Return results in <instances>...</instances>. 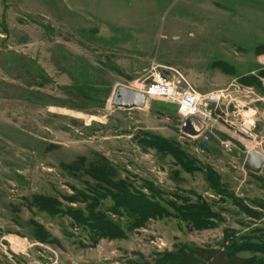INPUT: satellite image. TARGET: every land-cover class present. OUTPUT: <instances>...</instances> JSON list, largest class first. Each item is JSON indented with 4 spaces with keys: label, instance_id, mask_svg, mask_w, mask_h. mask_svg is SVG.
I'll return each instance as SVG.
<instances>
[{
    "label": "rangeland",
    "instance_id": "374dc122",
    "mask_svg": "<svg viewBox=\"0 0 264 264\" xmlns=\"http://www.w3.org/2000/svg\"><path fill=\"white\" fill-rule=\"evenodd\" d=\"M262 44L264 0H0V264H158L184 247H264V167H243L249 152L264 156V69L251 74ZM153 66L179 70L205 98L208 132L184 134L163 98L112 106L118 87L143 93ZM247 88L244 114L235 99ZM244 123L253 139L236 133ZM107 182L153 199L159 216L128 209Z\"/></svg>",
    "mask_w": 264,
    "mask_h": 264
},
{
    "label": "built area",
    "instance_id": "2783aa9c",
    "mask_svg": "<svg viewBox=\"0 0 264 264\" xmlns=\"http://www.w3.org/2000/svg\"><path fill=\"white\" fill-rule=\"evenodd\" d=\"M159 66H153L149 70V77L153 78L146 86L143 93L149 98H163L176 106L178 116L182 122L192 120L193 127L199 133V137L208 132L213 126L214 116L212 111L208 110V103H205V98L197 91V89L188 81V79L179 70L174 68H163L168 74L163 76ZM245 100L235 99L236 108L239 112L249 114L250 109L247 107V102H250L253 90L247 88L245 90ZM227 96L220 95L217 101L227 99ZM237 134H243L248 138L253 139L254 133L245 127V123L236 128ZM231 146L226 144L227 149Z\"/></svg>",
    "mask_w": 264,
    "mask_h": 264
},
{
    "label": "trees",
    "instance_id": "16d2710c",
    "mask_svg": "<svg viewBox=\"0 0 264 264\" xmlns=\"http://www.w3.org/2000/svg\"><path fill=\"white\" fill-rule=\"evenodd\" d=\"M109 186H113L116 189H119L120 191H124L123 193L126 194V198L124 201L127 204L128 209H132L135 212H142V215L145 216V218H153L155 216H159L158 208L159 206L156 204V202L153 199L147 198V197H133L129 195L128 191L125 190V186L123 182H120L118 184H112V182H107ZM190 207L186 209V213L192 215L194 218H196L198 221H206L209 220V217H211L209 209L206 207L205 204H202L199 206L198 204H189ZM160 211V210H159ZM163 212V211H161ZM195 221V220H194ZM108 237L113 236L111 234L107 235ZM116 237V236H114ZM228 238V237H227ZM243 247V246H242ZM232 249H234L232 251ZM240 251H248L250 253H253L255 256L260 254L264 255V247H256V246H246L243 247V249L240 247L233 246H225L223 245L221 249L215 250L213 248H204V249H190L187 247L181 248L177 252L168 253L167 260H162L163 262H168L169 264H173L172 259H182V258H189L193 260L196 264H212V259L215 257H225L227 258V261H229V258L235 257L238 264H264V258H253L250 259H242L237 256V252ZM161 261V262H162ZM159 262L158 264H161Z\"/></svg>",
    "mask_w": 264,
    "mask_h": 264
},
{
    "label": "water",
    "instance_id": "95a60500",
    "mask_svg": "<svg viewBox=\"0 0 264 264\" xmlns=\"http://www.w3.org/2000/svg\"><path fill=\"white\" fill-rule=\"evenodd\" d=\"M148 97L145 93L118 87L112 98V106L117 109L134 110L144 109L147 105ZM182 132L190 137H197L199 133L195 131L192 120H187L182 126ZM244 170L260 174L264 167V156L256 151L247 154L244 162Z\"/></svg>",
    "mask_w": 264,
    "mask_h": 264
},
{
    "label": "crops",
    "instance_id": "0c3cea01",
    "mask_svg": "<svg viewBox=\"0 0 264 264\" xmlns=\"http://www.w3.org/2000/svg\"><path fill=\"white\" fill-rule=\"evenodd\" d=\"M260 47H264V44L259 45V46L257 47V49H259ZM256 58H257V59H256V61H257V68H256L255 70H252L251 74H252L253 72H255L256 70H258V71H256V72H259V70L261 71V70L264 69V53L261 54V55H258ZM250 112H252L251 109H250ZM250 112H249V113H250Z\"/></svg>",
    "mask_w": 264,
    "mask_h": 264
}]
</instances>
